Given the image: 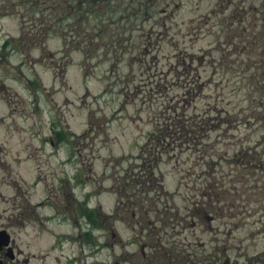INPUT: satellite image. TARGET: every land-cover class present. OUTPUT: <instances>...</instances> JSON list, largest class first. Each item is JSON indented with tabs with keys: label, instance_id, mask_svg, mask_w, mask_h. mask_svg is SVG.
I'll return each instance as SVG.
<instances>
[{
	"label": "rangeland",
	"instance_id": "rangeland-1",
	"mask_svg": "<svg viewBox=\"0 0 264 264\" xmlns=\"http://www.w3.org/2000/svg\"><path fill=\"white\" fill-rule=\"evenodd\" d=\"M85 1L82 23L72 25L99 31L84 49L62 53L56 34L0 58V213L14 212L5 201L15 194L12 178L31 183L51 172L57 187L69 174L70 214L101 217L88 223L92 247L111 246L100 227L111 222L104 212L116 205L113 184L133 202L125 217L163 220L174 247L196 245L200 256L226 249L238 262L264 253V0ZM7 5L0 0V50L21 31L23 8L5 14ZM173 111L202 135L168 144L150 164L154 173L140 176L141 143L148 131H170ZM53 125L64 143L45 141ZM30 191L31 202L48 193L42 182Z\"/></svg>",
	"mask_w": 264,
	"mask_h": 264
},
{
	"label": "flooded vegetation",
	"instance_id": "flooded-vegetation-1",
	"mask_svg": "<svg viewBox=\"0 0 264 264\" xmlns=\"http://www.w3.org/2000/svg\"><path fill=\"white\" fill-rule=\"evenodd\" d=\"M139 4L142 7L141 0ZM50 131L52 135L45 141L53 144V126ZM50 173L37 175L31 183L21 177L9 181L15 194L5 201L10 202L14 212L0 213V264H219L220 259H224L223 264H264V253L238 262L237 258L226 254V249L200 256L196 245L166 246L167 243L175 242L163 240L165 222L160 221L158 226L156 221L150 220L152 218L145 219L144 216L142 222V214L136 212L132 213L133 221H129L124 211L132 207L133 202L125 203L118 188L110 225L100 227L110 230L111 246L92 247L85 240V234L89 231L87 227H91L88 223L101 217L88 215L89 219L77 211L76 214H70L69 205L74 196L69 178L62 179L61 185L59 182L57 187L53 183L49 187ZM39 182L45 183L48 193L36 202H31L29 198L34 192L30 191V187L35 189ZM38 208H51V213L42 214ZM76 208L80 209V204ZM70 227L73 231H70ZM154 230L157 231L153 233ZM151 234L153 237L158 234L153 243ZM140 242V246H135Z\"/></svg>",
	"mask_w": 264,
	"mask_h": 264
},
{
	"label": "trees",
	"instance_id": "trees-1",
	"mask_svg": "<svg viewBox=\"0 0 264 264\" xmlns=\"http://www.w3.org/2000/svg\"><path fill=\"white\" fill-rule=\"evenodd\" d=\"M4 3L8 4L7 6H2V12L9 13V11L15 9L17 6L23 8L20 10L22 12L20 14L22 30L21 35L17 39L9 38L5 40L2 45L1 54L3 56H7L11 51H18L24 53L26 44L28 45H38L42 43L44 38L41 37H49L50 35L59 34L62 39L65 48L67 49L69 46H75L76 49H84V45L88 38H92L91 36L97 35L99 29H90L91 33L84 35V30L80 31L79 25H72V20L74 21H82V7L83 0H68L69 4H66V0H2ZM15 6V7H14ZM57 7V9H55ZM29 14V15H28ZM95 14L94 10H91L88 15ZM97 17V16H96ZM29 21L26 25V21ZM256 27V25L251 26ZM29 28L30 31H34L33 33H27L26 29ZM251 28H245V39L248 40L251 36L247 31L251 30ZM86 31V30H85ZM94 32V33H93ZM25 40H29L28 43H25ZM74 42L75 44L71 45L70 43ZM90 44V43H89ZM235 52V51H234ZM85 56V55H84ZM174 115L172 118L173 123H171V130L165 132L161 127L158 131H156L155 135L152 134L151 139L153 142V146L150 148H144L142 150L143 156L149 157L148 160H156L157 154L160 152L166 153L168 144H173V146H177L181 139H188V142H192L195 136L200 137L201 127L198 130L191 131L190 126L192 125V118H188L187 114L183 112L173 111ZM177 120V121H176ZM159 126V124H158ZM177 127V128H175ZM186 129V130H185ZM170 149V148H169ZM168 149V150H169ZM171 149H174L173 147ZM255 151V150H254ZM152 152V153H150ZM144 164V167L141 166V171L146 175V171L148 170L149 174L152 173L150 171V165Z\"/></svg>",
	"mask_w": 264,
	"mask_h": 264
}]
</instances>
